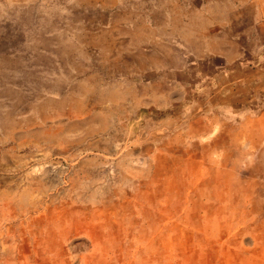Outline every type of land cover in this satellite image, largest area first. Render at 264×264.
Segmentation results:
<instances>
[{"label":"rangeland","instance_id":"374dc122","mask_svg":"<svg viewBox=\"0 0 264 264\" xmlns=\"http://www.w3.org/2000/svg\"><path fill=\"white\" fill-rule=\"evenodd\" d=\"M99 1L0 0V264H264V0L180 86L107 72Z\"/></svg>","mask_w":264,"mask_h":264},{"label":"crops","instance_id":"0c3cea01","mask_svg":"<svg viewBox=\"0 0 264 264\" xmlns=\"http://www.w3.org/2000/svg\"><path fill=\"white\" fill-rule=\"evenodd\" d=\"M98 3L102 9L108 6L116 9L111 28L98 34L101 37L107 33L110 37L104 47L112 54L110 61L103 64L110 74L122 71L132 80L146 78L147 84L180 86L188 84L199 67L203 70L199 63L208 60L216 65L232 59L230 49L237 43L228 27L227 14L232 10L221 9L220 1L100 0ZM205 6L206 13H197Z\"/></svg>","mask_w":264,"mask_h":264},{"label":"bare ground","instance_id":"6f19581e","mask_svg":"<svg viewBox=\"0 0 264 264\" xmlns=\"http://www.w3.org/2000/svg\"><path fill=\"white\" fill-rule=\"evenodd\" d=\"M139 51H140V50H139ZM135 59H136V58H135ZM184 202H185V201H184ZM188 234H189V233H188ZM263 241H264V240H263ZM263 241H262V242H263ZM256 242H257V241H256ZM263 243H264V242H263ZM263 243H262V244H263ZM192 244H193V243H192ZM225 246H226V245H225ZM227 249H228V248H227ZM230 249H231V248H230ZM242 251H243V250H242ZM243 252H244V251H243ZM247 253H248V252H247ZM260 253H261V252H260ZM60 254H61V253H60ZM258 256H260V255H258ZM262 256H263V255H262ZM244 257H245V256H244ZM247 257H248V256H247ZM260 257H261V256H260ZM254 258H255V257H254ZM254 258H253V259H254ZM262 258L264 259V257H262ZM43 259H44V258H43ZM44 260H45V259H44ZM248 260H249V259H248ZM256 260H257V259H256ZM254 261H255V260H254ZM261 261H262V260H261ZM68 262H70V261H68ZM255 263H256V262H255Z\"/></svg>","mask_w":264,"mask_h":264}]
</instances>
